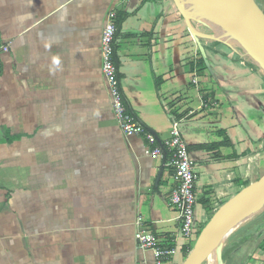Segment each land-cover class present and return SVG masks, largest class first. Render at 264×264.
<instances>
[{
  "label": "crops",
  "instance_id": "1",
  "mask_svg": "<svg viewBox=\"0 0 264 264\" xmlns=\"http://www.w3.org/2000/svg\"><path fill=\"white\" fill-rule=\"evenodd\" d=\"M114 7L123 99L160 144L179 124L196 232L264 176L263 71L208 40L205 69L173 0H0V264H155L137 232L177 251L164 264L192 251L171 154L154 158L113 112L101 42ZM256 249L247 264H264Z\"/></svg>",
  "mask_w": 264,
  "mask_h": 264
},
{
  "label": "water",
  "instance_id": "2",
  "mask_svg": "<svg viewBox=\"0 0 264 264\" xmlns=\"http://www.w3.org/2000/svg\"><path fill=\"white\" fill-rule=\"evenodd\" d=\"M210 69L202 41L238 46L264 73V11L256 0H173ZM200 28L206 29L203 32ZM264 211V176L213 215L183 264H206L245 222Z\"/></svg>",
  "mask_w": 264,
  "mask_h": 264
},
{
  "label": "built area",
  "instance_id": "3",
  "mask_svg": "<svg viewBox=\"0 0 264 264\" xmlns=\"http://www.w3.org/2000/svg\"><path fill=\"white\" fill-rule=\"evenodd\" d=\"M127 0H117L119 4ZM117 17L116 7L112 8L107 15L105 27L102 34V74L111 100L113 112L117 123L125 137L134 138L144 136L154 147L152 155L154 158H162L165 148L171 154L170 161L166 167L173 171V178L177 184L171 203L177 208L179 220L183 224V235L193 240L196 235L195 228V188L197 184L196 166L188 151L187 143L181 138L179 124L172 127V138L163 143L155 134L150 132L140 119L130 111L121 93L118 71L114 59V41L117 33L115 20ZM8 51V48H4ZM244 55V53L242 52ZM246 58H248L245 55ZM220 207H217V210ZM140 224V223H139ZM136 239L143 252L152 253L155 264H164L170 257L175 256V249H164L158 245L153 234L137 232Z\"/></svg>",
  "mask_w": 264,
  "mask_h": 264
},
{
  "label": "rangeland",
  "instance_id": "4",
  "mask_svg": "<svg viewBox=\"0 0 264 264\" xmlns=\"http://www.w3.org/2000/svg\"><path fill=\"white\" fill-rule=\"evenodd\" d=\"M261 9L264 11V0H256ZM259 181V180H258ZM237 195V194H236ZM234 195L232 198H234ZM196 213L199 211V205L195 207ZM195 213V214H196ZM200 221L197 218L196 224H199ZM207 226V225H206ZM206 226L200 227L196 232L197 235L203 231ZM264 229V213L254 220L252 223L244 227L243 229L237 231L234 235L230 237L228 242L225 243L223 249L220 251L219 255L214 256L211 259V264H247L249 260H252V256L257 251L256 248L259 247L260 241L264 240L257 237L256 233L259 230ZM195 238L191 241V245L194 248L196 244ZM261 246V245H260ZM256 249V250H255ZM252 254V255H251ZM246 263H245V262ZM209 263V264H210Z\"/></svg>",
  "mask_w": 264,
  "mask_h": 264
},
{
  "label": "trees",
  "instance_id": "5",
  "mask_svg": "<svg viewBox=\"0 0 264 264\" xmlns=\"http://www.w3.org/2000/svg\"><path fill=\"white\" fill-rule=\"evenodd\" d=\"M200 62H201V64L203 65V67L206 69L207 67H206V64H205V61L202 59V57L200 56ZM260 180V179H259ZM249 185H247L246 187H248ZM245 187V188H246ZM225 204V203H224ZM224 204H222L220 207H222ZM214 215V214H213ZM213 215H212V217H213ZM211 217V218H212ZM211 220V219H210ZM199 235H200V233L197 235V233H196V235H195V240H197L198 239V237H199ZM260 235V237L259 238H261L262 239V237L264 236V229L263 230H259V232L258 233H256V236L258 237ZM263 239H264V237H263ZM261 245V246H260ZM262 252H264V240H261L260 241V244H259V247H258ZM192 249H193V247H192ZM249 262V261H248Z\"/></svg>",
  "mask_w": 264,
  "mask_h": 264
},
{
  "label": "bare ground",
  "instance_id": "6",
  "mask_svg": "<svg viewBox=\"0 0 264 264\" xmlns=\"http://www.w3.org/2000/svg\"><path fill=\"white\" fill-rule=\"evenodd\" d=\"M235 48H238V46L235 44ZM250 61H252L250 58H248ZM264 213V211L263 212H261L260 214H258L257 216H255L254 218H252L251 220H249V221H247V222H245L237 231H239V230H241V229H243L244 227H246L247 225H249L250 223H252L254 220H256L257 218H259L262 214ZM236 231V232H237ZM235 232V233H236ZM234 233V234H235ZM234 234H232V235H234ZM231 235V236H232ZM230 236V237H231ZM230 237L228 238V240L230 239ZM228 240L226 241V242H228ZM225 242V243H226ZM211 262V260L209 261V262H207L206 264H209ZM211 264V263H210Z\"/></svg>",
  "mask_w": 264,
  "mask_h": 264
}]
</instances>
